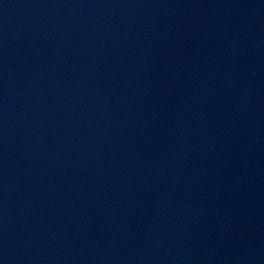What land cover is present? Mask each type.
<instances>
[{"label": "water", "instance_id": "95a60500", "mask_svg": "<svg viewBox=\"0 0 264 264\" xmlns=\"http://www.w3.org/2000/svg\"><path fill=\"white\" fill-rule=\"evenodd\" d=\"M0 264H264V0H0Z\"/></svg>", "mask_w": 264, "mask_h": 264}]
</instances>
